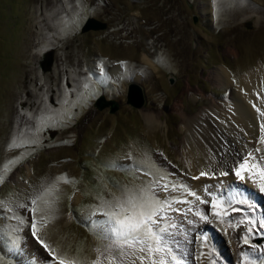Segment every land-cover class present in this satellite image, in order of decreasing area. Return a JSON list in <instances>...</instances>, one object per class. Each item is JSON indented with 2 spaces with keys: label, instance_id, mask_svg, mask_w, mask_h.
Returning <instances> with one entry per match:
<instances>
[{
  "label": "rangeland",
  "instance_id": "obj_1",
  "mask_svg": "<svg viewBox=\"0 0 264 264\" xmlns=\"http://www.w3.org/2000/svg\"><path fill=\"white\" fill-rule=\"evenodd\" d=\"M205 1L0 0L3 264H92L94 254L129 264L122 253L129 248L151 264L153 254L115 243L111 231L118 202L145 191L162 205L156 217L167 229L162 243L181 264L264 262V180L252 187L253 196L234 201L225 199L229 188H220L221 208L213 200L215 181L195 179L181 146L183 117L211 107L208 97L225 106L231 93L213 87L216 67L229 69L231 90L238 91L242 74L264 66V0H211L208 14ZM89 17L108 27L84 32ZM114 65L122 67L119 81L109 74ZM137 77L146 97L142 108L127 103ZM102 94L119 102L115 112L98 107ZM146 112L158 114L160 130L147 129ZM256 156L253 167L264 169L258 166L264 150ZM203 206L209 207L196 214ZM202 217L210 227L187 235ZM177 237L187 260L176 252Z\"/></svg>",
  "mask_w": 264,
  "mask_h": 264
},
{
  "label": "bare ground",
  "instance_id": "obj_2",
  "mask_svg": "<svg viewBox=\"0 0 264 264\" xmlns=\"http://www.w3.org/2000/svg\"><path fill=\"white\" fill-rule=\"evenodd\" d=\"M202 7L205 14L214 12L211 0L202 3ZM142 60L154 70L156 69L147 56H144ZM121 73L123 72L120 65H114L109 70L110 76L116 81H119ZM138 80L139 77L136 78V81ZM211 80L214 88L231 93L223 100L225 106H221V104L218 106L219 103L215 104L214 98L208 97L211 107L201 110L196 115L183 117L181 129L186 130L187 133L181 143L183 147L182 161L197 181H215V203L220 204V207L223 208L225 200L222 191H219L220 188H229L227 198L225 197L227 200L234 201V198L237 200L238 196L250 198L253 196L252 187L257 185L261 179L259 170L253 167V163L257 159L256 152L259 149L264 150V142H261L262 135H264L261 132L264 117L256 112L253 105L264 111L263 62L242 74L238 91L231 90L232 86H235L233 76L229 69L223 65L216 67L211 75ZM142 119L147 129L151 131L160 130L164 124L158 114L153 112L143 113ZM249 154L251 155L249 156ZM242 159H247L249 169L242 173L245 176L244 180H240L235 175V169ZM263 164V162L258 163L259 168ZM224 172L229 174L223 175ZM201 173H205V175H201ZM234 186L236 188H233ZM233 192L236 193L235 197ZM75 200L78 201L77 198ZM207 207L209 206H203V210L199 209L196 214L201 216ZM227 213L234 214L232 211ZM214 217V215L211 217L212 220ZM205 219L206 221L198 220L193 226L189 225L185 229L187 230L186 234L190 236L192 232L201 227L208 229L210 219L208 217ZM178 239L177 237L176 252L180 259L187 260L189 253L185 252L183 242ZM189 246L191 247V243ZM122 253L123 261H128L129 264H142L134 249L129 248ZM140 253L139 251L138 254ZM94 256L98 264H116L109 256L103 257V259L98 254H94Z\"/></svg>",
  "mask_w": 264,
  "mask_h": 264
},
{
  "label": "snow or ice",
  "instance_id": "obj_3",
  "mask_svg": "<svg viewBox=\"0 0 264 264\" xmlns=\"http://www.w3.org/2000/svg\"><path fill=\"white\" fill-rule=\"evenodd\" d=\"M256 112L264 117V111H261L260 108L253 105ZM261 132L264 134V123L261 124ZM261 142H264V135H262ZM251 154H249L250 156ZM248 161L247 159H242L237 168L235 169V175L239 177L240 180H244L245 176L242 174L245 171H248ZM223 175H228V172L222 173ZM201 175H205V173H201ZM259 175L262 180H264V169L259 170ZM250 178V177H249ZM65 182H68L65 178ZM165 189L167 185L164 186ZM261 191H264V183L260 185ZM51 191V189L46 190ZM41 197L38 195L36 198L32 200V204L35 205L37 200ZM215 197L213 200L215 201ZM118 206L121 209L120 213H113L112 215L115 217L113 220V226L111 231L115 235V243L126 244L129 247L133 245H140L139 251L141 253L147 251L149 254H153V258L151 260V264H169L166 257H171V264H181V261L173 254V251L170 247L167 246L166 243H162L164 234L167 229L165 227H159V221L156 219L162 211V205H160L159 201L155 200L153 197L148 196L146 194H129L128 198L123 202H118ZM213 208L217 207L215 203H213ZM35 209H33V212ZM206 218V217H202ZM249 223H252L249 221ZM157 225L158 227L154 229L152 226ZM264 227V224L261 225ZM33 236L36 234V223L33 221L32 223ZM251 231V229H249ZM38 239V238H37ZM245 243H247V238H245ZM42 246L47 248L46 244L41 242ZM160 253L162 255L159 258H155V254ZM142 264L145 259L144 256H140ZM4 258L0 257V264H3ZM60 264H76L75 261H65L60 260ZM92 264H98L97 261H93ZM247 264H255L254 261L248 260ZM264 264V262H262Z\"/></svg>",
  "mask_w": 264,
  "mask_h": 264
},
{
  "label": "water",
  "instance_id": "obj_4",
  "mask_svg": "<svg viewBox=\"0 0 264 264\" xmlns=\"http://www.w3.org/2000/svg\"><path fill=\"white\" fill-rule=\"evenodd\" d=\"M194 20L197 21V17ZM107 27V22L96 17H89L83 24L82 30L88 32L91 30L106 29ZM51 62L52 58H49L42 63V66H49ZM171 82H174V77H171ZM127 103L137 108H142L146 104L144 89L137 81L131 82L128 86ZM96 104L99 108L110 107L111 112H115L119 108V102L116 99H107L103 94L97 98Z\"/></svg>",
  "mask_w": 264,
  "mask_h": 264
}]
</instances>
